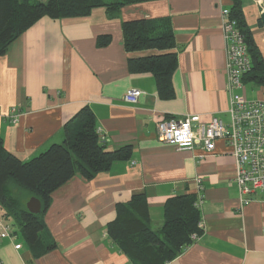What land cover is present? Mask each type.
<instances>
[{
  "label": "crops",
  "instance_id": "crops-1",
  "mask_svg": "<svg viewBox=\"0 0 264 264\" xmlns=\"http://www.w3.org/2000/svg\"><path fill=\"white\" fill-rule=\"evenodd\" d=\"M231 6V0H160L125 7L115 19L105 8L87 17H44L0 55V138L7 153L28 162L63 144L64 126L85 107L94 112L106 149H132L129 161L115 162L91 180L77 174L53 193L42 214V239L55 249L40 258L0 210L11 229V237L0 240V264H133L108 236L117 206L144 193L150 226L159 232L167 200L197 194L196 179L204 188V231L169 264H264V194L241 205L229 147L219 141L213 154L198 159L201 146L182 151L158 137L159 122L171 117L199 115L204 124L217 117L230 124L221 11ZM241 9L264 59L263 0H241ZM158 18L170 20L176 42L170 99L160 97L151 73L129 70V59L159 52L124 48V22ZM101 35L111 37L107 46L98 45ZM130 89L144 93L136 105L124 102ZM240 94L264 100V89L250 82Z\"/></svg>",
  "mask_w": 264,
  "mask_h": 264
},
{
  "label": "trees",
  "instance_id": "trees-1",
  "mask_svg": "<svg viewBox=\"0 0 264 264\" xmlns=\"http://www.w3.org/2000/svg\"><path fill=\"white\" fill-rule=\"evenodd\" d=\"M160 0H0V55L31 26L44 17L52 19L87 17L95 8H105L110 19L131 5ZM230 17L236 20L244 35L252 68L243 83L250 82L264 89V59L250 31L245 27L241 0H231ZM124 48L128 53L156 51L159 54L131 58L132 73H151L161 98L170 99L174 90L172 75L177 68L176 42L168 18L139 19L122 24ZM109 35L98 37L99 46L110 43ZM64 142L53 145L28 162L7 153L0 138V210L4 218L17 225L35 258L55 249L42 239L45 223L42 214L50 205L54 192L77 174L91 180L108 172L115 162L129 161L131 147L117 151L106 149L98 134L96 116L85 107L64 126ZM12 185L37 198L42 209L31 214L24 197L13 192ZM197 195L189 193L172 197L164 206V224L159 232L150 226L149 204L144 193L133 195L127 204L117 206L116 219L108 225L109 239L133 264H169L192 246V236H201L200 210L195 206Z\"/></svg>",
  "mask_w": 264,
  "mask_h": 264
},
{
  "label": "built area",
  "instance_id": "built-area-1",
  "mask_svg": "<svg viewBox=\"0 0 264 264\" xmlns=\"http://www.w3.org/2000/svg\"><path fill=\"white\" fill-rule=\"evenodd\" d=\"M222 32L227 52L226 91L230 98V124L212 117L204 124L199 115H189L177 119L169 118L158 124V137L162 143L175 146L182 151H192L198 145L204 149V158L216 151L217 142H224L234 157L236 171L235 183L242 206L251 202L255 193L264 194V100L248 101L241 96L243 78L252 68L244 35L238 28L236 20L230 17V9L221 11ZM144 93L138 89H130L124 96V102L136 105ZM16 123L17 116L8 117ZM101 139V132L98 130ZM102 142V141H101ZM197 202L200 210L202 203V179H196ZM199 228L204 231L201 220ZM11 237L10 227L0 219V240ZM201 236L194 234L196 243ZM189 248V247H188ZM186 250V249H185Z\"/></svg>",
  "mask_w": 264,
  "mask_h": 264
},
{
  "label": "water",
  "instance_id": "water-1",
  "mask_svg": "<svg viewBox=\"0 0 264 264\" xmlns=\"http://www.w3.org/2000/svg\"><path fill=\"white\" fill-rule=\"evenodd\" d=\"M263 5H264V0H263ZM261 23L264 26V11L260 17ZM26 208L27 210L31 213V214H39L41 212L42 209V204L41 202L37 199V198H31L27 204H26Z\"/></svg>",
  "mask_w": 264,
  "mask_h": 264
},
{
  "label": "rangeland",
  "instance_id": "rangeland-1",
  "mask_svg": "<svg viewBox=\"0 0 264 264\" xmlns=\"http://www.w3.org/2000/svg\"><path fill=\"white\" fill-rule=\"evenodd\" d=\"M171 118H174V117H171ZM169 119V118H168ZM12 189H13V192L16 194V195H22L24 197V200H25V204L29 201L30 197L27 195V194H24V192L20 191L17 187H15L14 185L11 186ZM17 192H19L20 194H18ZM20 195V196H21ZM195 244V242H194ZM193 244V245H194Z\"/></svg>",
  "mask_w": 264,
  "mask_h": 264
}]
</instances>
